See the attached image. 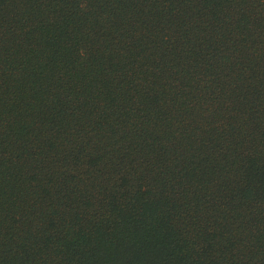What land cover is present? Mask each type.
I'll list each match as a JSON object with an SVG mask.
<instances>
[{
	"label": "trees",
	"instance_id": "trees-1",
	"mask_svg": "<svg viewBox=\"0 0 264 264\" xmlns=\"http://www.w3.org/2000/svg\"><path fill=\"white\" fill-rule=\"evenodd\" d=\"M0 264H264V0H0Z\"/></svg>",
	"mask_w": 264,
	"mask_h": 264
}]
</instances>
